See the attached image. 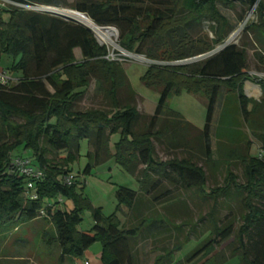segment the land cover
Here are the masks:
<instances>
[{
  "label": "trees",
  "instance_id": "trees-1",
  "mask_svg": "<svg viewBox=\"0 0 264 264\" xmlns=\"http://www.w3.org/2000/svg\"><path fill=\"white\" fill-rule=\"evenodd\" d=\"M16 1L63 6L60 0ZM134 1L137 0H74L71 8L86 14L100 27H116L120 45L127 52L144 54L157 61L148 65L140 78L144 86L158 93L155 111L150 122L136 132L133 126L139 114L137 108L120 107L117 97L124 70L115 60L107 58L108 49L97 41L91 29L60 16L0 7V62L4 56L11 58L10 64L0 69L9 72L14 81L0 84V225L50 218L61 262L81 258L93 243L99 242L101 264H134L129 238L138 236L144 228L155 227L159 231L166 225L158 219L160 216L141 217L136 225L123 228L115 213L105 216L101 208L92 207L89 199L77 190V180L66 182L72 171L70 165L80 155L81 141L86 140L90 159L86 173L110 156L131 175L141 166L135 176L138 190L125 185L116 187V210L121 205L132 209L139 193L152 196L154 203L161 202L170 194L169 190L155 192L166 181L192 190L199 198L213 199L208 213L212 229L204 242L184 257L186 262L219 264L225 260L212 252L233 236L234 228L232 223L218 224L215 206L230 189L242 193L245 211L235 236L238 246L231 257L237 255L239 264H264V158L250 154L252 142L240 128L226 127L217 132V154L214 155L210 144L214 105L224 92L228 105L223 108L222 118L226 113L241 116L260 140L264 152V117L260 115L264 99L249 98L243 91V84L249 78L246 52L235 44H228L198 63H178L208 53L225 41L229 21L218 4L227 8L237 1L256 5L258 22L247 28L255 31L264 43V1L167 0L165 10L145 9L143 17ZM3 13H8L7 20L2 17ZM202 21L212 23L213 38L206 34L193 38L186 31L187 25ZM168 36L175 40L174 44ZM153 40L155 53H143L140 46ZM75 50L79 51L80 59L76 58ZM90 78L108 82L105 94L111 108L72 109L89 86ZM260 87L264 92V82ZM183 90L206 98L201 130L203 156L206 165H225L223 185L207 190L204 167L196 164L191 155L164 161L154 156L153 139L164 141L171 148L188 147L179 132L190 123L181 113L167 107L169 96ZM161 118L165 122L157 129ZM115 134L118 139L113 142L112 152L110 138ZM18 146L31 150L35 165L43 170V179L34 186L37 199H29L25 194L26 179L9 170L16 156L13 150ZM233 160L242 164L243 182L237 180L230 168ZM61 196L72 199L74 206L60 207L57 198ZM41 208L45 209L43 217H39ZM84 208H90L94 217V225L89 230L78 228ZM182 243L170 250L162 249L163 253L152 264L180 263L175 262L174 254Z\"/></svg>",
  "mask_w": 264,
  "mask_h": 264
},
{
  "label": "rangeland",
  "instance_id": "rangeland-1",
  "mask_svg": "<svg viewBox=\"0 0 264 264\" xmlns=\"http://www.w3.org/2000/svg\"><path fill=\"white\" fill-rule=\"evenodd\" d=\"M60 1L63 4L61 8L72 9L71 5L74 0ZM166 1L137 0L134 1V4L138 10L140 9L141 16L143 17L146 11L145 9L165 10L167 7ZM218 8L227 17L229 25L226 29L227 36L225 41L213 47V54L221 50V47L234 32L239 31L237 38L229 44H235L238 48H243L246 52L247 74L249 78L245 81L246 85L245 82L243 84V91L249 98L255 100L264 99V92L261 91L260 87V83L264 82L262 81L264 80V43L261 42L262 40L257 36L255 31L248 30L247 28L251 23L258 22L256 5H249L247 2L237 1L231 8H227L222 4H218ZM2 17L7 20L9 17L8 13H3ZM211 26L212 23L208 21L191 23L187 25L186 31L193 38L206 34L211 39L214 37ZM114 28L116 35L110 37L100 36L97 31H94L97 35L98 42L108 49L109 58L115 60L124 70L125 76L122 86L117 89V97L120 107L132 105L137 108L139 114L133 126V130L136 132L142 130L145 123L150 122L153 106L158 99V93L144 86L140 79L147 66L157 61L148 59L144 54H135L124 50L120 45L119 31L116 27ZM168 40L172 44L175 42L169 36ZM155 44L156 41L154 40L146 41L140 46V50L143 53L147 51L155 53ZM75 56L77 59H80L78 50H75ZM200 61V58L196 56L195 58H187L178 63L193 64ZM10 62L11 58L4 56L0 68L8 66ZM6 70H9V68H6ZM108 87V82L103 79L90 78L89 86L86 88L84 94L74 103L72 109L111 108L110 100L105 94V90ZM222 94L224 95V92ZM222 94H219L215 102L210 126V144L214 150V155L217 154V132L223 131L226 127H235L243 130L251 140L250 154L264 158L260 140L251 133V126L246 125L241 116L235 115V113H226L222 118L223 108L225 105H228ZM206 102V98L203 95L192 94L183 90L179 94H171L169 96L167 107L178 111L193 125L202 128L206 116ZM260 115L264 117V106H262ZM161 121L159 127L163 126L165 122L164 118H161ZM180 131L182 132L179 133L187 140L188 147L178 146L171 149L164 141L153 139L155 158L164 161L173 157L187 158L191 155L196 164L204 167L207 176V190L216 185H223L225 165L219 164L215 167L205 164L201 130L193 126H185ZM117 139V134L110 138V149L112 152L113 142ZM87 151V142L83 140L80 144V155L78 159L70 165L72 170L70 174L74 176L73 180L79 182L77 190L89 199L92 207L101 208L102 214L105 216L115 213L123 228L136 225L141 217L160 216L158 219L166 225L164 227L162 226L163 229L159 231L155 227L144 228L136 241L131 242L135 255L138 257V264H152V259L156 255L163 253L162 249L166 248V250H170L174 245L182 242L180 249L174 254L175 262L181 261L177 264H200L197 260L186 262L184 261V257L192 252L198 244L204 242L206 236L212 229V222L208 213L213 207V199L209 197L199 198L192 190H187L180 185L174 186L164 180L166 182L162 183L163 185L155 194L169 190L170 198L163 199L157 203L153 202L149 206L145 203L136 202L134 208L130 210L126 205H121L116 210V187L118 185H125L138 190V182L133 176L138 175L137 171H139L141 166L136 169L137 171H135L134 175H131L121 167L114 156H110L97 165L92 166L90 172L86 173L85 169L90 160L87 157ZM13 154L26 157L31 155L32 151L18 146L13 150ZM32 163L36 164V161L32 160ZM230 168L236 174L237 180L243 182L241 162L233 160ZM242 198V193L230 189L225 196L217 200L214 210L216 221L220 226H226L228 223H232L234 228L233 236L222 242L212 252L213 255L219 253L221 259L223 257L225 258L219 264H239L240 262L237 255L231 257V254L238 246L237 241H235V236L241 224L240 216L245 211ZM57 200L58 202L61 200L59 206L62 208L64 206L66 208H72L74 206L73 200L70 198L61 196ZM81 214L83 219L78 228L80 230H89L94 225L93 213L90 208H84ZM54 235L55 228L50 218H37L31 221L12 222L0 225V264H82V262L85 264L83 260H90V254H94L96 257L100 255L101 244L95 242L85 251L81 258H68L61 262L59 260V247L53 240ZM232 241L233 243H231ZM229 243L231 244L227 246Z\"/></svg>",
  "mask_w": 264,
  "mask_h": 264
},
{
  "label": "built area",
  "instance_id": "built-area-1",
  "mask_svg": "<svg viewBox=\"0 0 264 264\" xmlns=\"http://www.w3.org/2000/svg\"><path fill=\"white\" fill-rule=\"evenodd\" d=\"M0 7L1 8H9L10 7V8H16V9H23V10H27V11L47 13V14L60 16L64 19L70 20V19L63 16V15H70L68 13L69 9H63L61 7H56V6H52V5L21 2V1H16V0H0ZM85 26H87V25H85ZM87 27H89V26H87ZM89 28L96 35L94 29L92 27H89ZM108 29H115V28L109 27ZM107 58H109L108 55H107ZM12 81H13V78L11 77L10 73L5 71V70L0 69V84L8 85ZM32 160L33 159L31 157V155L26 156V157H24L22 155L13 156V158L11 160V164L9 166V170H10L11 174L21 175L26 179L27 184H26V188H25V194L28 196L29 199H37V194L35 192L34 186H35V183L37 181L43 179L44 173H43V170L41 168H39L38 166H36L35 164L32 163ZM73 177L74 176H72L71 174L69 176H67L66 182L73 181ZM60 201L61 200H59V202ZM43 216H45V209L41 208V210L39 211V217H43ZM85 264H88V263L85 262Z\"/></svg>",
  "mask_w": 264,
  "mask_h": 264
},
{
  "label": "crops",
  "instance_id": "crops-1",
  "mask_svg": "<svg viewBox=\"0 0 264 264\" xmlns=\"http://www.w3.org/2000/svg\"><path fill=\"white\" fill-rule=\"evenodd\" d=\"M1 63V62H0ZM245 85H246V82H245ZM245 95H246V93H245ZM247 96V95H246ZM157 102V101H156ZM155 107H156V103H155V105L153 106V109H152V115L154 114V111H155ZM183 116V115H182ZM186 120V119H185ZM186 121H188V120H186ZM160 122H162L161 121V119L158 121V123H157V125H156V128L157 129H159V128H161V127H159V125H160ZM189 123H190V127L191 126H193V127H195V128H197V129H199V130H202V128H199V127H196L195 125H193L190 121H188ZM203 127V126H202ZM154 146V145H153ZM172 149V148H171ZM170 150V149H169ZM135 179H136V177L135 176H133ZM153 197H151V196H149V195H145V194H143V193H141V195H139L138 196V198H137V200H136V202H139V203H142V204H146V205H150L151 203H153L154 201H153V199H152ZM168 198H170V194L169 195H167L166 197H164L163 199H168ZM136 202H135V204H136ZM134 204V205H135ZM133 208H134V206H133ZM69 209V208H68ZM36 220V219H35ZM121 227H122V224H121ZM140 236V234L138 235V236H136V237H134V238H129V240H128V242H129V245H130V248H131V251H132V255H133V263L134 264H138L139 263V261H138V257L135 255V251H134V249L132 248V245H131V242L132 241H136V239L138 238ZM157 256V255H156ZM91 259L90 260H88V259H85V260H83L84 261V263L85 262H87L88 264H101V261H100V257H96V256H94V254H90V256H89ZM155 258V257H154ZM174 258H175V256H174ZM152 260H154V259H152ZM81 264V263H80ZM82 264H83V262H82Z\"/></svg>",
  "mask_w": 264,
  "mask_h": 264
},
{
  "label": "bare ground",
  "instance_id": "bare-ground-1",
  "mask_svg": "<svg viewBox=\"0 0 264 264\" xmlns=\"http://www.w3.org/2000/svg\"><path fill=\"white\" fill-rule=\"evenodd\" d=\"M68 13L70 14L71 17H74L75 19L80 21L82 24L87 25L89 27H92L95 31H97V33H99L100 36L102 35L104 37H110L112 35H116L115 29L101 28L98 25H96L88 16L84 15L83 13L78 14V13H75L72 11H68ZM238 34H239V31L234 32L230 36V38L227 40L226 43H231L233 40H235L237 38ZM218 48H220V47H218Z\"/></svg>",
  "mask_w": 264,
  "mask_h": 264
},
{
  "label": "water",
  "instance_id": "water-1",
  "mask_svg": "<svg viewBox=\"0 0 264 264\" xmlns=\"http://www.w3.org/2000/svg\"><path fill=\"white\" fill-rule=\"evenodd\" d=\"M69 11H72V12H75V13H78V14H82L81 12L76 11V10H73V9H69ZM83 14H84V13H83ZM63 16L66 17V18H68V19H70V20H73V21H75V22L81 23L80 21H78V20L75 19L74 17H71L70 15H63ZM102 28H109V27H102ZM94 35H95V34H94ZM95 38L97 39V36H96V35H95ZM97 41H98V40H97ZM228 44H229V43H225L221 48L227 46ZM213 52H214V51L211 50L210 52L205 53V54H202V55H198L197 57L200 58V60H202V59H205V58L211 56V55L213 54ZM193 58H195V57H193Z\"/></svg>",
  "mask_w": 264,
  "mask_h": 264
}]
</instances>
